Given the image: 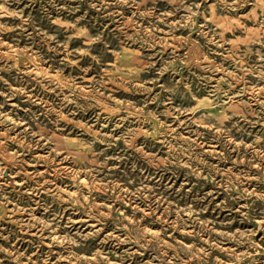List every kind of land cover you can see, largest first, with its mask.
Returning <instances> with one entry per match:
<instances>
[{"label":"rangeland","instance_id":"374dc122","mask_svg":"<svg viewBox=\"0 0 264 264\" xmlns=\"http://www.w3.org/2000/svg\"><path fill=\"white\" fill-rule=\"evenodd\" d=\"M0 264H264V0H0Z\"/></svg>","mask_w":264,"mask_h":264}]
</instances>
